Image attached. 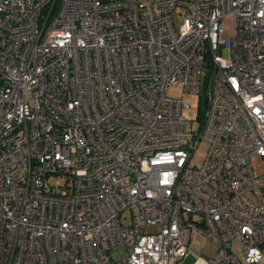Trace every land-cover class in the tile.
<instances>
[{
    "label": "built area",
    "instance_id": "obj_1",
    "mask_svg": "<svg viewBox=\"0 0 264 264\" xmlns=\"http://www.w3.org/2000/svg\"><path fill=\"white\" fill-rule=\"evenodd\" d=\"M252 156L264 0H0V264H264Z\"/></svg>",
    "mask_w": 264,
    "mask_h": 264
},
{
    "label": "rangeland",
    "instance_id": "obj_2",
    "mask_svg": "<svg viewBox=\"0 0 264 264\" xmlns=\"http://www.w3.org/2000/svg\"><path fill=\"white\" fill-rule=\"evenodd\" d=\"M145 1V0H140ZM183 12L179 7H176L173 12V21L176 25L182 21ZM223 32L222 37H230L232 36L235 29V18L232 16H228L223 18L222 20ZM168 94L172 96H176L181 99L182 103V113L188 119H190L194 126L199 124L198 113H199V96L197 94L184 92L179 85H170L167 89ZM189 104V106H186ZM205 145L201 144L195 153L192 162L200 163L204 156ZM251 163L253 168L258 172H264V161H262L257 156L251 157ZM61 181L58 179L51 180L52 184H59ZM125 215L127 216L126 222L130 221V215L128 211H125ZM201 247L204 248L203 254H209L214 249V244H212L201 232H195L192 235V242L190 249L187 255L180 260H177L176 264H207V258L200 253ZM175 262V261H174Z\"/></svg>",
    "mask_w": 264,
    "mask_h": 264
},
{
    "label": "trees",
    "instance_id": "obj_3",
    "mask_svg": "<svg viewBox=\"0 0 264 264\" xmlns=\"http://www.w3.org/2000/svg\"><path fill=\"white\" fill-rule=\"evenodd\" d=\"M205 106V101H204V99L202 100V103H201V105H199V113H198V119L200 120V118L202 117V115H203V107Z\"/></svg>",
    "mask_w": 264,
    "mask_h": 264
}]
</instances>
